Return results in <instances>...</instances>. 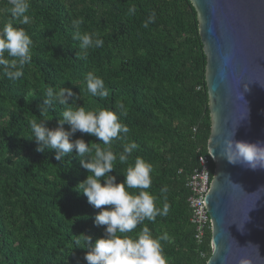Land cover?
<instances>
[{
	"label": "trees",
	"instance_id": "16d2710c",
	"mask_svg": "<svg viewBox=\"0 0 264 264\" xmlns=\"http://www.w3.org/2000/svg\"><path fill=\"white\" fill-rule=\"evenodd\" d=\"M9 8L8 0H0V28L12 19ZM152 12L156 19L145 28ZM27 14L30 24H13L31 37L32 60L18 80L0 72V264H87L83 234L93 241L103 235L104 226L94 223L100 209L75 190L89 174L75 150L57 161L54 150L38 152L31 139L29 121L47 120L55 128L66 108L54 103L40 115L49 86L71 88L79 96L76 104L113 110L129 127L125 140L112 142L117 160L111 175L118 183L139 156L153 166L148 191L158 197L157 207H163L160 189L167 186L168 214L145 220L133 235L144 226L154 236L166 232L169 239L161 243L169 264H205L210 233L196 245L187 204V179L207 154L210 132L205 56L189 0H30ZM81 17V33H98L104 40L103 47L87 50L86 59H76L83 52L73 39L72 21ZM88 72L103 79L107 97L87 92ZM81 137L93 155L94 143L105 147L79 131L72 139ZM130 142L137 148L121 163L119 154ZM209 168L211 179L212 162Z\"/></svg>",
	"mask_w": 264,
	"mask_h": 264
},
{
	"label": "clouds",
	"instance_id": "9594fccd",
	"mask_svg": "<svg viewBox=\"0 0 264 264\" xmlns=\"http://www.w3.org/2000/svg\"><path fill=\"white\" fill-rule=\"evenodd\" d=\"M8 11L11 18L0 28V72L11 80L21 78L24 67L32 60L31 48L33 41L25 28L14 26L13 20L20 25L31 23L30 0H8ZM135 8L129 9V13ZM156 19L152 12L143 26L148 27ZM84 23L83 17L74 19L72 27L75 29L73 39L80 41L79 50L83 55H76V59H86L87 50L101 48L104 40L98 33H81L80 28ZM7 54V58L6 55ZM86 90L93 97L105 98L108 90L102 78L94 72L86 74ZM247 90V85H245ZM72 103L69 104V100ZM79 99L71 88L60 87L59 90L49 86L43 98V105L39 106L40 115H46L54 103L66 106L62 118L57 119V127L49 128L47 120L37 122L29 121L37 148L36 151L54 150L55 159L61 161L75 150L81 166L88 171L86 179L78 183L76 191L87 197L88 203L100 211L96 214L94 223L104 226L103 235L93 238L84 235L85 248L87 249L84 260L87 264H169L164 253L161 241H167L169 235L154 236L147 226L133 235L138 225L145 220L155 222L157 216H166L170 210L167 202V186L160 189L163 197V207H157L158 197L151 194L148 189L152 186L153 166L142 157H136L134 164H129L126 172L122 173L124 180L117 182V177L111 175L117 155L111 150L114 140H125L129 127L122 123L113 110L101 107L86 109L75 102ZM120 110L124 105L120 104ZM69 127L66 130L64 125ZM80 132L96 137L103 143H94L89 147L82 137L72 139ZM137 148L135 142L124 143L123 151L119 154L121 163H128V158ZM219 155L226 158L229 163H240L251 170L264 169V141L256 142L237 141L234 133L225 138ZM103 180V183H102ZM129 189H138L130 192ZM264 189L262 186L258 191ZM107 206V207H104ZM79 243V241H77ZM257 250H258V246ZM239 264H251L248 258H241Z\"/></svg>",
	"mask_w": 264,
	"mask_h": 264
},
{
	"label": "water",
	"instance_id": "95a60500",
	"mask_svg": "<svg viewBox=\"0 0 264 264\" xmlns=\"http://www.w3.org/2000/svg\"><path fill=\"white\" fill-rule=\"evenodd\" d=\"M189 2L205 56L206 150L214 166L204 198L211 227L205 264H264V169L219 155L233 133L237 141H264V0Z\"/></svg>",
	"mask_w": 264,
	"mask_h": 264
},
{
	"label": "built area",
	"instance_id": "2783aa9c",
	"mask_svg": "<svg viewBox=\"0 0 264 264\" xmlns=\"http://www.w3.org/2000/svg\"><path fill=\"white\" fill-rule=\"evenodd\" d=\"M211 158L202 155L198 158L195 168L189 175L186 187L190 191L187 199L190 211L189 222L193 227V239L196 245H202L207 233H210V221L208 218L204 198L210 183V164ZM210 246V243H209ZM200 256L204 257L203 252Z\"/></svg>",
	"mask_w": 264,
	"mask_h": 264
}]
</instances>
